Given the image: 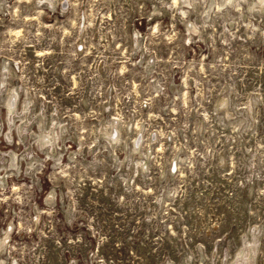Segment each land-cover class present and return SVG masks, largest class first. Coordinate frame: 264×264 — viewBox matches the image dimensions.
<instances>
[{"label":"rangeland","instance_id":"374dc122","mask_svg":"<svg viewBox=\"0 0 264 264\" xmlns=\"http://www.w3.org/2000/svg\"><path fill=\"white\" fill-rule=\"evenodd\" d=\"M173 1L0 0V264H264V10Z\"/></svg>","mask_w":264,"mask_h":264},{"label":"bare ground","instance_id":"6f19581e","mask_svg":"<svg viewBox=\"0 0 264 264\" xmlns=\"http://www.w3.org/2000/svg\"><path fill=\"white\" fill-rule=\"evenodd\" d=\"M197 0H175V2H176V4H177V2H180V3H182L184 6H187V5H192V3H194V2H196ZM210 2H211V4L209 5V3L205 6V10H204V12H203V15L205 14V16H207V18H208V16L211 14L210 13V11H212V8L214 7L215 9H213V12H218L219 11V9L221 8V5H222V7L224 6V5H226V4H230V5H232V4H237V7H239L240 5H241V3H240V0H221V2H215V0H209ZM242 1V0H241ZM38 2H39V4H41V3H46V4H48V5H51L52 4V0H38ZM37 2V3H38ZM174 2V1H173ZM174 2V3H175ZM214 5V6H213ZM234 7H236V6H234ZM236 7V8H237ZM254 8L255 9H258L259 11H263L264 10V0H258V1H256V2H254ZM184 11H182V13H183ZM219 14V13H218ZM191 23V22H190ZM190 29L192 30V31H195L196 30V26L193 24V23H191V25H190ZM198 29V28H197ZM190 30V31H191ZM198 31V30H197ZM137 36V35H136ZM134 39V38H133ZM136 42V41H135ZM138 43V42H137ZM9 67H7V65L5 64V61L3 62V63H1V65H0V75L2 76V79L0 78V85H3L4 83H5V81H6V78L4 79V76L6 77V76H8L7 75V69H8ZM7 83V82H6ZM8 93V92H7ZM29 96V95H28ZM7 97V99H6V101L4 102V106L6 105V112H5V118L7 119V120H9V121H13V116H14V114H15V119L17 118V120L18 121H21V120H23L25 117H26V112H28V110H29V98H26L25 99V101L22 103V105H21V108H17V97H18V95H17V92L14 90V91H12V93L11 94H9L8 96H6ZM219 103V102H218ZM222 105H225V103H226V101H225V98H222V100H221V102H220ZM221 105V106H222ZM219 107V106H218ZM40 111V110H39ZM29 113V112H28ZM29 115V114H28ZM45 115V114H44ZM4 116V115H3ZM35 118V117H34ZM56 118H58V117H56ZM111 118H115V117H111ZM116 120H118L119 121V119L118 118H115ZM26 120H27V117H26ZM29 120V119H28ZM104 121V120H103ZM105 122V121H104ZM115 122V120H113V121H106V123H105V125L102 127H100L99 128V130H100V134L102 135V137H104V138H106L107 140H108V144L110 145V146H113L115 143H116V141L117 140H119L120 138H121V134H120V130H119V127L114 123ZM129 122V121H128ZM17 123V122H16ZM28 123H29V121H28ZM119 123H120V121H119ZM126 123H127V121H126ZM123 123H121L120 124V126L122 125ZM29 125V124H28ZM119 125V124H118ZM130 125V124H129ZM128 125V126H129ZM14 126H16V125H14ZM56 126V124H54V123H50L49 125H48V127L45 129V130H43V127H42V125L40 126L41 128V130H43L44 132H43V134H41L40 135V145L41 146H46V152H48V153H50L51 155H57L58 154V152L55 154L54 153V151L56 150L55 149V144H54V140L56 139L55 138V135H54V127ZM125 126V125H124ZM27 129V125H25V126H23V127H21L20 129H19V132L21 133L23 130H26ZM63 129V128H62ZM61 129V130H62ZM65 129V128H64ZM131 129V128H130ZM17 131V130H16ZM127 131H128V127H127ZM65 132V131H64ZM97 132V131H96ZM122 132V131H121ZM23 133V132H22ZM62 133V132H61ZM65 134V133H64ZM10 135V134H9ZM7 136V139H9L10 138V136ZM36 135V134H35ZM140 135V134H139ZM37 136V135H36ZM57 136V135H56ZM35 137V136H34ZM125 137V136H124ZM135 137V136H134ZM143 137H144V135H142V140H143ZM38 138V137H37ZM57 138H59V137H57ZM123 138V137H122ZM138 138V137H137ZM139 139V138H138ZM56 141V140H55ZM122 142V141H121ZM123 144H124V142H122ZM144 144V143H143ZM148 144V143H147ZM122 145V144H121ZM140 145H142V144H140ZM108 146V145H107ZM145 147V146H144ZM148 148V147H147ZM112 149V148H111ZM143 149V148H142ZM114 150V149H113ZM143 151V150H142ZM141 151V149H139V147H138V140L137 141H135V143H133V145L130 147V153H131V155L132 154H135V153H141L142 152ZM144 151H145V149H144ZM12 152H14V151H12ZM3 153V152H2ZM54 153V154H53ZM144 154H146V152H143ZM4 154V153H3ZM127 154V153H126ZM114 155H115V153H114ZM18 156H17V154H11L10 155V157H9V159H7V157H6V159H7V165H4V167L5 168H8V166H9V168H11V170H13L16 166H17V164H16V160L18 159L17 158ZM5 158V157H4ZM0 159H1V153H0ZM118 160V159H117ZM133 161V160H132ZM0 165H2V164H0ZM142 165V164H141ZM134 166V165H133ZM2 168H3V165L1 166ZM18 167V166H17ZM128 167H129V165H128ZM143 168V167H142ZM4 170V169H3ZM6 170V169H5ZM9 237V235H8V233L7 232H5V236H4V238L0 241L1 242V245L2 246H4V243H5V239L6 238H8ZM257 244H251V245H249V246H253V247H255ZM248 246V247H249ZM247 247V248H248ZM253 251L252 250H243V251H241L240 252V254L239 255H237L238 257H243V258H241V259H243L244 261H245V263L246 264H250L251 263V261H250V259H251V257H252V255H253ZM255 258V257H254ZM234 263V262H233ZM236 263V262H235ZM234 263V264H235Z\"/></svg>","mask_w":264,"mask_h":264}]
</instances>
